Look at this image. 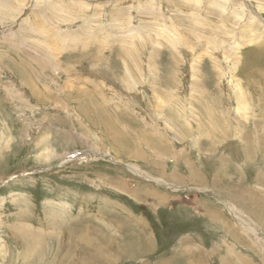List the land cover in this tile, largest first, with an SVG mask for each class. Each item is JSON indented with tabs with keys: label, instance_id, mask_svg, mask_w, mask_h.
<instances>
[{
	"label": "rangeland",
	"instance_id": "374dc122",
	"mask_svg": "<svg viewBox=\"0 0 264 264\" xmlns=\"http://www.w3.org/2000/svg\"><path fill=\"white\" fill-rule=\"evenodd\" d=\"M0 199V264H264V0H0Z\"/></svg>",
	"mask_w": 264,
	"mask_h": 264
},
{
	"label": "bare ground",
	"instance_id": "6f19581e",
	"mask_svg": "<svg viewBox=\"0 0 264 264\" xmlns=\"http://www.w3.org/2000/svg\"><path fill=\"white\" fill-rule=\"evenodd\" d=\"M118 31V30H117ZM167 32V31H166ZM219 53V52H218ZM237 56V55H236ZM242 56V55H241ZM169 59V58H168ZM173 61V60H172ZM240 63V56H239V61L237 60L236 62H235V57H234V67H236V65L238 66V64ZM240 66V65H239ZM231 73H232V71L231 72H227V74H229V75H231ZM234 84V83H233ZM233 87L235 86V84L234 85H232ZM235 97H236V100H237V102L238 101H241L242 103H243V99H244V95H243V93H242V91H241V89L240 88H237V95H234ZM240 103V102H239ZM238 104V103H237ZM241 106V105H240ZM237 108H238V106H236ZM84 155V154H83ZM106 156V155H105ZM42 157L43 158H45V159H48L49 158V155H47V154H43L42 155ZM102 157V156H101ZM134 174H136L137 176H138V173L137 172H133ZM68 190V189H67ZM15 197V196H14ZM19 200V199H18ZM3 199H0V209L2 208V206H3ZM68 207V206H67ZM18 227V226H17ZM21 231H22V227H18ZM250 229H252V227L250 228ZM259 234V233H258ZM0 243H3V241L0 239ZM2 249H5V248H3L2 246L0 247V253H2ZM28 255H29V250H28V248L26 249H24V251H23V256L25 257V258H27L28 257Z\"/></svg>",
	"mask_w": 264,
	"mask_h": 264
}]
</instances>
